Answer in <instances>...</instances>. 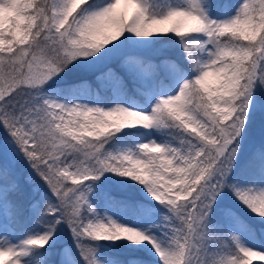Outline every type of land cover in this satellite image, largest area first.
I'll use <instances>...</instances> for the list:
<instances>
[{
  "label": "snow or ice",
  "instance_id": "1",
  "mask_svg": "<svg viewBox=\"0 0 264 264\" xmlns=\"http://www.w3.org/2000/svg\"><path fill=\"white\" fill-rule=\"evenodd\" d=\"M262 99L264 0H0V264L264 262Z\"/></svg>",
  "mask_w": 264,
  "mask_h": 264
},
{
  "label": "rangeland",
  "instance_id": "2",
  "mask_svg": "<svg viewBox=\"0 0 264 264\" xmlns=\"http://www.w3.org/2000/svg\"><path fill=\"white\" fill-rule=\"evenodd\" d=\"M262 103H264V99H262ZM261 139H264V109L259 110L254 117L252 126L249 129L248 143L250 145H254L258 143ZM5 154H7L6 147H5ZM106 175H114V174L108 173ZM105 183L106 185L104 187L109 188L113 185L114 181H105ZM117 215L119 214L117 213ZM253 223H257L259 224L260 227H264V224H260L259 218H257L256 221H253ZM99 243L102 245V247L105 248V251L107 252L106 253L107 256L121 260L123 261V264H127V261L129 259L136 258L138 253H143L145 256L152 255L147 250L143 249L140 245L129 246L127 242H125L123 245H121L119 241L117 242L101 241ZM124 248H129L131 251L122 250ZM135 253L137 254L134 255ZM253 264H264V262L254 260Z\"/></svg>",
  "mask_w": 264,
  "mask_h": 264
},
{
  "label": "trees",
  "instance_id": "3",
  "mask_svg": "<svg viewBox=\"0 0 264 264\" xmlns=\"http://www.w3.org/2000/svg\"><path fill=\"white\" fill-rule=\"evenodd\" d=\"M6 136H7V133L6 132H3L2 130H0V137L3 138V137H6ZM105 185H106V183L104 184V186ZM62 239H63V237H62ZM66 243H68V244H71L72 243L71 238H70V234H68V236H67ZM122 250H129V251H131L129 248H124ZM98 252L101 253V254H105V255L107 253L105 251V248L104 247L98 248ZM136 254L137 253H135L134 255H136Z\"/></svg>",
  "mask_w": 264,
  "mask_h": 264
}]
</instances>
